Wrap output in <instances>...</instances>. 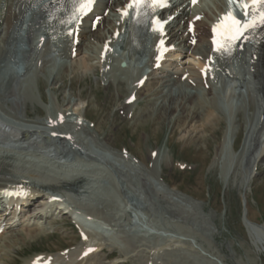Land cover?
I'll return each mask as SVG.
<instances>
[{"label":"rangeland","instance_id":"obj_1","mask_svg":"<svg viewBox=\"0 0 264 264\" xmlns=\"http://www.w3.org/2000/svg\"><path fill=\"white\" fill-rule=\"evenodd\" d=\"M0 1L4 4L3 0ZM2 8L0 6V13L6 10L4 7L1 11ZM197 9L199 11H195L198 13L212 14L216 10L215 0H205ZM30 12L26 11L20 16L22 24H26ZM13 19L16 21L15 15ZM14 21L12 20L13 24ZM28 33L25 29L19 31L16 49L22 56L28 43L35 38L34 30ZM101 33L108 34L107 27ZM96 43L99 44L94 36L84 46L92 55L90 63L94 66L93 72L65 74L55 86L50 85L48 76L42 75L43 99L36 75H33L37 61H29V68L26 67L20 77L22 87L29 83L36 86L35 95L31 97L33 102L29 103L27 112L23 110L29 120L47 116L52 110L53 97L56 98V104L66 105L71 101L69 106L64 107L70 113L76 109V103L87 106L84 110L90 121H86V124L92 132L84 133L71 126V133L68 134L72 135L71 141L80 143L82 150L92 147L98 158L80 155L70 147L65 154L59 153L58 143L42 132L21 131L26 123L0 107V165L9 164L10 168L22 172L34 181L37 178V181H51L47 175L66 177L70 172L84 174L83 191L67 195L75 208L92 204L91 207L98 212L97 216L92 218L86 215L90 221L82 226L83 223L75 218L55 214L56 216L46 219L50 226L43 232L46 236L36 241H19L0 264H24L41 253L51 256L63 253L68 255L70 250L76 251L82 244L80 228H87L93 236L105 243L103 251L97 252L100 250L97 249L88 253L83 264H217L205 254L206 249L221 251L229 264H264V251L256 249L244 226L247 213L249 219L264 224V163L259 164L258 175L251 189L241 196L237 186L230 184L226 187L219 172H213L210 167L225 123L218 128L217 133L213 129L200 131L199 136L206 138L205 140L196 139L198 132H189L183 136L185 130H189L186 127L188 124H179L175 119H170L171 113L161 119L156 115L143 122L146 120L143 118L144 112L149 114L153 111L147 110V101L143 98L132 111V116L126 117L122 107L127 96L117 91V82L124 89V94H129L130 91L132 94L136 79L150 68L138 70L136 75L132 70L141 60L147 61L149 54L144 52L141 59L140 55L132 56L130 67L120 70L115 60L98 65L102 63L97 55ZM23 61L25 63V55ZM67 63L64 59L60 60L57 70ZM51 65L50 62L46 66L53 68ZM214 76L216 79V75ZM28 78L32 80L27 81ZM221 117L223 114H220ZM242 117L244 119L245 115L242 114ZM243 134L242 131L237 147L241 144ZM98 138L109 142L110 147L100 146ZM153 149L155 160L159 153H164L168 160L162 168L159 167L160 171L163 170L164 183L151 181L153 191L149 194L141 185V179L127 172L130 165L122 161V153L132 152L145 162L146 169H151L154 162L149 158L148 150ZM121 162H124V166ZM33 172L41 176H31ZM170 187L179 189L191 199L183 195H180L181 198L169 195ZM83 201L85 202L82 204ZM65 264H71V261Z\"/></svg>","mask_w":264,"mask_h":264},{"label":"bare ground","instance_id":"obj_2","mask_svg":"<svg viewBox=\"0 0 264 264\" xmlns=\"http://www.w3.org/2000/svg\"><path fill=\"white\" fill-rule=\"evenodd\" d=\"M69 1L3 0L4 4L2 7H5L6 10L4 11L7 12L0 13V56L2 54L11 55V49L14 45L17 32L22 25L21 22L17 21L19 16L26 11H31L32 14L28 32L31 33L33 29L44 24L50 25L48 34L52 33L53 30L63 31V46L62 48L54 49L58 55L49 56L50 51L48 49L44 52L34 51L36 44H31L30 42L28 49L24 53L26 67L29 61L32 63L37 61L35 64V74H32L36 75L35 79L41 97L42 75L48 76L50 85L55 86L65 74H87L88 72H93L94 66L90 63L93 60L92 55L84 49L85 43L87 41L91 42L92 37L96 36L99 42V44L96 43L97 55L102 62V53L105 47L108 45L111 47L114 46L119 38L125 36L126 33L128 14H123V9L128 0H98L94 10L84 17L82 25L79 26V34L77 37L75 36V24L74 26L68 25L69 18L65 16ZM174 1L178 2V4L187 2V0ZM198 1L196 0L195 3ZM215 3L216 10H213L212 14L198 13L188 2L176 15H174L175 10L173 7H168L163 10L160 13L162 19H168L172 15L173 17L168 26V49L164 53L162 65L160 67L156 66L158 57L155 45L160 38V34L155 32V39L151 50H148V39L145 38L146 34L144 31L139 32L140 35L137 45L134 48L127 46L126 49L127 51H137L143 48L144 51H149L152 56L150 61L151 68L136 79L137 83L132 94L131 91L129 94H124V89H121V86H119V81L117 82V91L121 95L127 96V101L122 107L126 117L130 118L132 116V111L140 103V99L143 98L147 101V110H153L149 114L144 112L143 118L146 120L143 122L149 121L156 115L161 119V117H166L167 114L171 113L172 116H170V119H175L179 124H188L186 127L189 130H185L183 136L189 132H198L196 139L203 138L205 140L206 138L199 136L200 131L213 129L214 133H217L218 128L225 123L222 138L218 139L210 167L213 172H219L226 187H229L230 184L237 186L240 189L241 196H243L251 189L255 177L258 175L259 164L264 163V38L257 45L242 43L237 47L236 55L233 59L218 61V67L221 71L220 73H215L216 81L212 78V72L209 71L207 78H204L201 69L205 66L214 65L211 43L212 25L209 21L213 19L214 15L224 9L226 0H215ZM3 8L1 11H3ZM14 15L16 17L15 20H17L16 27L15 31L11 32ZM97 17H100V19L96 20ZM195 17L199 18L194 21ZM190 22H194L195 35H192L189 31ZM105 27L108 29V34L103 35L104 33L102 34L101 30ZM72 29H74V32H71ZM117 31H119L118 36H116ZM194 37L197 38V43L192 44L190 41ZM76 39H78L77 42ZM42 40L40 38L39 41ZM176 40H179V42L174 44ZM49 41L50 38L44 42V46H47ZM2 44H4V50ZM172 44H174L173 48ZM40 46L37 47L39 48ZM74 50L77 51L78 57L74 56ZM63 59L68 63L57 70L58 62ZM235 61L237 62L236 66L233 65ZM50 62L53 68H47L46 65ZM119 69L121 70L122 68L119 67ZM145 74L148 76L147 81L140 87L138 82ZM28 80H32V78H28ZM207 84H209L208 88H206ZM35 87L34 84L30 83L22 87L21 77L17 69L12 70L10 67L1 69L0 107L3 110H8L26 123L21 131L27 133L35 131L42 132L52 140H55L58 143L59 153L65 154L67 148L70 147L76 151H82L85 155L93 159H97L98 155L91 149L92 147H87L82 150L79 146L80 143L75 144L67 137V134L71 133L69 131L70 127L69 129L67 127L71 121L74 122L77 130L84 131V133L92 132L90 126L86 124V121H90L86 116V110H84L87 106H81L79 103H76L74 104L76 109L74 108L75 110L70 113L68 108L64 109V107L69 106L71 101H68L66 105L56 104L54 102L56 98L53 97L52 110L49 111L47 116H38L33 120H29L26 112L28 111L29 103L33 102L32 98L35 95ZM109 87L110 84L108 85ZM243 89L247 90V97L243 93ZM143 91H146V93ZM132 96H136L134 101L130 100ZM23 110L26 112L24 113ZM83 110L84 114H82ZM220 114H223V117L220 118ZM242 114L245 115L244 119ZM68 116H75L76 119H68ZM242 131L244 132V136L240 146L237 147ZM97 140L101 144L100 146L105 148L110 147L109 142H105V140L101 141L99 138ZM148 152L149 158L154 162L151 169H146L145 162L140 160L132 152L128 154V151H123L122 158L124 160L122 161L130 165L128 167L129 169L127 168L129 170L127 172H131L140 178L141 185L150 194L153 191V186H151L153 184L152 182L164 183L165 180L162 177L163 170L161 169L162 171H160V168L163 167V164L168 159H165L164 153H159L155 160L153 158L155 150H148ZM123 163L121 162V164ZM123 170L125 171V169ZM34 173L36 172H33L31 176H41V174ZM82 175L79 173L73 174L72 176L71 174L66 175V177H51L47 175L51 181H37L38 178L34 181L33 179H28L29 177L25 176L22 172L10 168L9 164L2 163L0 165V263L8 255V251L13 249L19 241H36L40 237L46 236L43 232L50 227L46 219L56 216L55 214L57 216L65 215V212L61 211L64 203L57 202L52 197V195L59 196L60 193H50V189H70L74 194H79L83 191L82 189L84 187L82 183L84 177ZM13 183L14 185L11 187H14L17 192L24 190L25 193L17 197L14 203H6L2 199V190ZM168 194L172 196H189L184 192H180L175 187H170ZM188 199L191 198L188 197ZM71 202L69 201V203ZM91 205L86 206L85 204L82 207L88 210L87 216L93 218V216H97L98 212ZM246 206L248 208V204ZM263 225L249 219L247 213L244 226L258 251H264ZM86 229L83 228L82 233L87 234V239L82 242L78 250H70L68 255L63 253L58 256H51L49 254H38L36 256L42 255L44 260L50 259L52 264H65L70 261L71 264H83L86 255H88L86 253L88 249H91L90 252H92L103 248L105 244L103 240L93 236L94 234ZM206 251L205 254L213 262L217 264H229L226 262V255L221 251L207 249ZM34 257L24 264L30 263Z\"/></svg>","mask_w":264,"mask_h":264},{"label":"snow or ice","instance_id":"obj_3","mask_svg":"<svg viewBox=\"0 0 264 264\" xmlns=\"http://www.w3.org/2000/svg\"><path fill=\"white\" fill-rule=\"evenodd\" d=\"M155 7H162L163 0H152ZM196 0H193L195 3ZM93 0H78L74 4V15L82 16L84 15L91 7ZM144 3V0H134L133 3L128 5V8L133 7L139 8ZM241 7L243 8H253L257 10V14L252 16L247 22L241 21L236 18V16L229 11L226 13L220 23H218L213 31L216 32L217 29H220V41L214 39L216 44V50L219 52L232 51V43L243 36V33L248 29L255 28L258 24H264V0H252L251 5L242 2ZM128 13L125 12V15ZM163 43V42H162ZM159 59V57L157 58ZM63 119V117H61ZM55 199V198H53ZM91 251V249H89Z\"/></svg>","mask_w":264,"mask_h":264}]
</instances>
